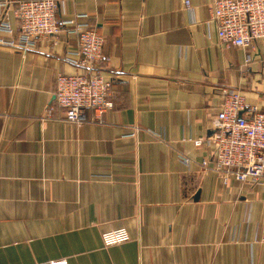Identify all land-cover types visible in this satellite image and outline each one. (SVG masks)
Segmentation results:
<instances>
[{"label":"crops","instance_id":"0c3cea01","mask_svg":"<svg viewBox=\"0 0 264 264\" xmlns=\"http://www.w3.org/2000/svg\"><path fill=\"white\" fill-rule=\"evenodd\" d=\"M17 1L0 3L18 31ZM57 1L61 21L86 15L104 37L95 72L115 108L65 121L57 74L87 72L66 59L70 29L24 52L0 33V264H264V186L225 185L193 144L211 136L221 89L264 113V41L222 45L217 0ZM118 228L131 240L106 247Z\"/></svg>","mask_w":264,"mask_h":264},{"label":"built area","instance_id":"2783aa9c","mask_svg":"<svg viewBox=\"0 0 264 264\" xmlns=\"http://www.w3.org/2000/svg\"><path fill=\"white\" fill-rule=\"evenodd\" d=\"M9 5L10 2L0 3V33H17L15 41L6 42L16 50L33 51L40 39L58 36L64 27L77 36L78 50L66 59L87 72L57 74L56 105L65 110V121L77 126L89 121L90 111L95 113L96 121L102 120L115 105L111 101L112 82L95 72L105 60L106 44L97 28L77 23L86 15L61 21L57 0H19L14 11L17 31L11 26ZM185 6L192 9L188 0ZM213 20L218 25L220 43L228 48L250 50L264 41V0H217ZM247 61H252L250 54ZM220 99L211 136L193 142L195 147L205 146L209 151L202 167L209 168L213 163L225 185L233 180L241 185L264 186V113L234 88L221 89ZM247 110L253 111V116L241 115ZM183 160L190 163L188 158ZM102 240L106 247L119 246L129 242L131 235L126 228H118L104 232ZM47 264L69 262L63 259Z\"/></svg>","mask_w":264,"mask_h":264},{"label":"water","instance_id":"95a60500","mask_svg":"<svg viewBox=\"0 0 264 264\" xmlns=\"http://www.w3.org/2000/svg\"><path fill=\"white\" fill-rule=\"evenodd\" d=\"M199 197V192L197 193V195L195 196V199L197 200Z\"/></svg>","mask_w":264,"mask_h":264}]
</instances>
